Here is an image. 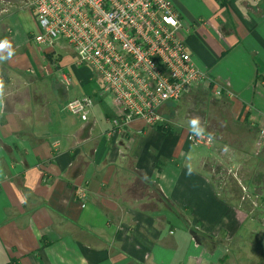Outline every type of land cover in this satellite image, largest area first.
I'll use <instances>...</instances> for the list:
<instances>
[{"label":"crops","instance_id":"obj_1","mask_svg":"<svg viewBox=\"0 0 264 264\" xmlns=\"http://www.w3.org/2000/svg\"><path fill=\"white\" fill-rule=\"evenodd\" d=\"M8 1L0 2V41L11 45L0 52V264H264L242 254L248 214L220 197L227 150L206 165L213 144L191 145L167 116L163 129L136 120L110 132L117 110L100 82L72 91L60 57L33 42L32 13ZM170 1L208 77L195 88L225 103L249 135L244 179L264 196V0ZM88 94L84 121L65 105Z\"/></svg>","mask_w":264,"mask_h":264},{"label":"built area","instance_id":"obj_2","mask_svg":"<svg viewBox=\"0 0 264 264\" xmlns=\"http://www.w3.org/2000/svg\"><path fill=\"white\" fill-rule=\"evenodd\" d=\"M22 3L34 17L36 45L52 46L62 39L74 51V63L87 64L98 75L101 95L117 110L110 120V132L123 131L136 120L151 128L164 125V106L181 100L208 78L187 49L185 33L190 31L170 0ZM63 80L69 84L67 77ZM92 105L91 95H85L69 100L65 108L85 121ZM208 137L196 132L188 135L191 145L209 148L213 140ZM262 142L264 129L258 134L257 145Z\"/></svg>","mask_w":264,"mask_h":264},{"label":"rangeland","instance_id":"obj_3","mask_svg":"<svg viewBox=\"0 0 264 264\" xmlns=\"http://www.w3.org/2000/svg\"><path fill=\"white\" fill-rule=\"evenodd\" d=\"M40 47L48 48L60 57L58 61L60 67L57 70L59 73L66 74L72 91L79 89L78 83L82 80H85L90 86L96 87L99 85L100 78L90 66L74 63L75 53L64 40L56 39L52 46L41 44ZM52 68H54V65ZM195 87L184 95L181 100L164 106L162 109L163 124H166L165 117L167 116L166 119L170 121L171 126L177 123V126H173L174 128L184 129L189 133L196 132L199 134L204 132L205 135L211 134L212 140L214 139L213 147H210L212 152H209L208 147H205L208 150L205 164L208 166H211L214 157H216L215 154L219 150L220 152L223 149L227 150L224 157L230 154L229 157H232V162L221 164L219 167L220 173L218 171L220 197L224 200L228 196L227 199L237 209L248 214V220L252 223L249 229L251 233L246 237L249 242L245 245L247 247L242 251V254L247 256L249 253V256L253 255L252 257L264 259V243L259 245L264 242V217L254 216L256 211L264 210V196L261 188L256 185V187L252 186L250 189V184L244 179V174L247 171L243 167L244 149L249 147L248 140L250 137L243 134L242 129L230 120L225 103L220 102L210 94L201 93L200 89ZM187 96L191 97L190 101L187 100ZM197 116L200 117L201 124L191 125L190 120ZM253 152L254 148L252 147L251 155L255 157ZM241 239H245V237Z\"/></svg>","mask_w":264,"mask_h":264},{"label":"clouds","instance_id":"obj_4","mask_svg":"<svg viewBox=\"0 0 264 264\" xmlns=\"http://www.w3.org/2000/svg\"><path fill=\"white\" fill-rule=\"evenodd\" d=\"M11 48L10 43L7 40L4 41H0V52H3L5 49H9ZM9 57H11L13 55L12 51H9L8 53ZM0 59H4V57H0ZM2 95H3V83L2 81H0V102H2ZM191 125L196 126V125H200L201 124V119L200 117H194L190 120ZM202 135L204 134V132L201 133ZM209 140L212 139L211 134H209Z\"/></svg>","mask_w":264,"mask_h":264},{"label":"trees","instance_id":"obj_5","mask_svg":"<svg viewBox=\"0 0 264 264\" xmlns=\"http://www.w3.org/2000/svg\"><path fill=\"white\" fill-rule=\"evenodd\" d=\"M162 127H163V126H158L157 128H161V129H163Z\"/></svg>","mask_w":264,"mask_h":264}]
</instances>
